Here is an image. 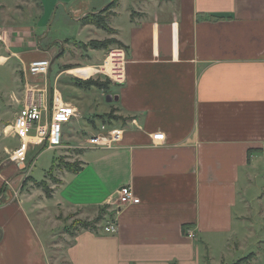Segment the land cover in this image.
<instances>
[{"label":"crops","instance_id":"0c3cea01","mask_svg":"<svg viewBox=\"0 0 264 264\" xmlns=\"http://www.w3.org/2000/svg\"><path fill=\"white\" fill-rule=\"evenodd\" d=\"M104 1L0 0V67L13 79L9 96L22 95L21 83L26 89L29 82L51 108L53 94H62L53 84L56 64V81L66 74L107 79L100 72L105 51L87 48L90 32L103 29L82 20L112 1L111 37L127 60L126 82L114 93L119 100L107 102L118 111L122 142L93 148L80 139L79 124L76 146L67 138L62 147H41L39 159L79 149L78 168L64 170L50 197L25 191L18 204L0 207V264H222L251 245L254 264H264V209L249 201L264 165V0ZM58 5L69 6L76 37L53 40L47 28ZM73 46L86 48L88 61L72 55ZM44 59L50 73L30 76V63ZM158 132L165 142L153 141ZM9 164L0 189L12 175L21 180L19 164ZM124 186L137 202L116 210ZM74 220L76 233L58 240ZM112 222L117 233H106Z\"/></svg>","mask_w":264,"mask_h":264},{"label":"rangeland","instance_id":"374dc122","mask_svg":"<svg viewBox=\"0 0 264 264\" xmlns=\"http://www.w3.org/2000/svg\"><path fill=\"white\" fill-rule=\"evenodd\" d=\"M108 2L109 0H106L103 3L105 5ZM117 3V1H112V3H110L100 13L94 15L95 17L93 18L96 20H100L102 24H105L106 28L101 31H91L89 36V39L94 40L89 43V46H87V48L95 50L103 49L105 51L104 56L102 57V61L100 62V64L102 65L101 67H106V69L102 68L103 70L108 69L107 66H109V62H111V60L113 59L111 57L112 55L117 54L119 50H124L120 42L112 39L114 38L111 37L112 35H114V30L108 24L109 19L114 15V9L117 7ZM66 7L67 9L69 8V6ZM67 9L65 8V6L58 5V9L56 10L54 17L52 15L53 19L51 21V25L47 29L51 30V36L53 37L54 41L57 38L63 40L65 39V37H76L77 35V29H75L76 25L75 22H73L74 19L68 15ZM49 17L51 16L49 15ZM104 37L109 38L103 41ZM79 39L84 42L86 41L87 36L80 37ZM60 46L63 47L62 45ZM73 48L70 49L72 55L76 53V57L84 56L85 61H88L87 59L89 55L87 54L89 52L86 48L82 49L79 46H73ZM76 48L79 50H77ZM71 54L69 51L68 55L70 56ZM76 65L87 66L82 63ZM59 66L60 68L63 67V65ZM78 70H75L74 72L79 73L77 72ZM58 71L59 67L56 64L53 68V84L57 83V86L62 91L66 102L73 103L81 111V115L78 119L73 120L70 124H67L63 127V145L67 143V138H69L70 145L76 144L74 142L77 137V131L81 128L79 124H81L82 126V132L80 131L78 133L80 139L83 140L85 137H88V141V139L93 134H96L99 127L103 125L99 121L102 116H113L118 118L119 115H117V109L111 107L109 103H107L104 94H110L114 96V93H116V90L120 85L119 83L111 80L110 78L106 79L102 76L84 81L77 79L76 77H74V75L68 74L64 75L58 81H56V74ZM59 81L60 83H58ZM76 81L79 82L76 83ZM85 82L90 85H83L82 87L79 86L80 83ZM76 86L83 88L84 90L79 89ZM19 88L20 89H18V91H22V95L17 93V96H9V94H11L14 90L13 79L9 75L6 67H0V142H2V144H0V172L8 165L10 166L9 163L16 164L12 161L11 158L13 151L18 146V139H15L12 130L9 129L13 126L16 114L21 109V105L16 101H21L25 96H23V91L26 92L24 84L21 83V87ZM28 96L29 98H31L33 96V93L29 92ZM35 96H38V98H40L42 95L36 92ZM115 123L116 125L120 124V122ZM93 125L98 126V128L95 129ZM4 147L7 148L6 151V148L4 149ZM43 148L45 149L46 147ZM40 150L41 147H35V149H30V151L28 152L27 164L29 165V168L25 172L23 171L24 168H19L20 172L21 170L23 172V174L20 173L21 180L15 179V176L12 175L4 182V186L0 189V201H2V203H0V207L3 205H7L9 201L18 204L19 198H21L25 191H38V193H41V197H44L45 195L47 197H50L52 195V192L54 191L53 186L61 183V178L64 170L78 168L77 164H79V161L77 155L79 153V149L65 148L59 150L61 153H58L57 150H50L39 159L38 155L40 153ZM58 154L59 158L56 160L57 164H54L52 166V164L54 163V159L58 157ZM47 164H50V166L48 168H45ZM258 173L260 177L257 179V184H255L254 188L251 189L249 197V201L252 202L253 208H255L256 211L264 209V165H262ZM17 174H19V172L15 173V175ZM24 186L26 187L25 190ZM104 213H109L107 207H105ZM78 225L79 222H77L76 220L72 221L71 223L68 222V225L59 230L58 240L67 238L68 234L72 232L76 233L77 228L75 227H77ZM100 225L103 226L104 224L101 222ZM96 229L98 228L96 227ZM251 246L252 247L247 253H238L236 261L228 263L223 262L222 264H254L257 255L250 254V252H257V248L255 247V245ZM209 264L211 263L209 262Z\"/></svg>","mask_w":264,"mask_h":264},{"label":"built area","instance_id":"2783aa9c","mask_svg":"<svg viewBox=\"0 0 264 264\" xmlns=\"http://www.w3.org/2000/svg\"><path fill=\"white\" fill-rule=\"evenodd\" d=\"M113 59L106 67H101L100 72L108 76L111 80L124 84L126 82L125 62L126 54L124 50H119L117 54L111 56ZM52 62L50 60H36L30 63L28 73L32 77H45L50 73ZM103 68V69H102ZM29 92L33 96L29 98ZM51 108L46 106V98L35 96L34 85L27 84L24 98L16 102L21 105V109L16 114L14 124L11 127L15 139L19 145L12 153V161L16 164L26 165L29 168L28 152L32 146L56 149L62 147L63 127L70 124L80 116L79 110L74 105L66 102L62 94L55 92L51 98ZM43 118L46 122L43 123ZM123 127H109L101 125L96 134L88 139L89 146L93 148L114 149L123 140ZM155 143L166 141V135L158 132L153 135ZM137 202L134 190L131 186H124L118 192L116 210L123 209ZM106 233L115 234L118 231L116 222L110 223L104 228ZM193 238V235H190Z\"/></svg>","mask_w":264,"mask_h":264},{"label":"trees","instance_id":"16d2710c","mask_svg":"<svg viewBox=\"0 0 264 264\" xmlns=\"http://www.w3.org/2000/svg\"><path fill=\"white\" fill-rule=\"evenodd\" d=\"M93 17H95L94 15H89V16H87V17H85L83 20H82V22H83V24L84 25H94V26H96V27H98V28H101V29H105L106 27H105V24H102L101 23V21L100 20H96V19H94ZM77 82H79V81H76V83ZM87 86V85H90V84H88V83H80L79 84V86L80 87H82V86ZM121 119L118 117H113V116H102L101 118H100V122L102 123V124H105V125H108L109 127H115V126H117L116 125V123L115 122H119ZM94 123V122H93ZM123 124H126L125 122L123 123ZM94 126V125H93ZM123 127V126H122ZM94 128L95 129H97L98 128V126H94ZM42 149H44L43 147H42ZM70 170H72V171H76L77 169H70ZM89 227V226H88Z\"/></svg>","mask_w":264,"mask_h":264},{"label":"water","instance_id":"95a60500","mask_svg":"<svg viewBox=\"0 0 264 264\" xmlns=\"http://www.w3.org/2000/svg\"><path fill=\"white\" fill-rule=\"evenodd\" d=\"M106 100H107V102L111 103V102H113L114 100H115V101H118V100H119V97H118V96H112V95H109V96H107ZM19 168H24L23 171H24V170H25V171L27 170V169H26V166H25L24 164H20V165H19ZM1 237H2V230L0 229V240H1Z\"/></svg>","mask_w":264,"mask_h":264},{"label":"bare ground","instance_id":"6f19581e","mask_svg":"<svg viewBox=\"0 0 264 264\" xmlns=\"http://www.w3.org/2000/svg\"><path fill=\"white\" fill-rule=\"evenodd\" d=\"M91 71H92V70H90V72H91ZM83 73H89V72H88V71H86V72H83ZM9 130H12V129H11V127H10V129H9Z\"/></svg>","mask_w":264,"mask_h":264}]
</instances>
